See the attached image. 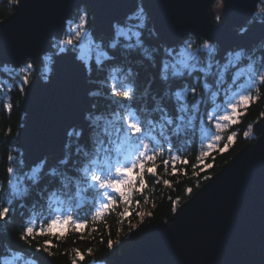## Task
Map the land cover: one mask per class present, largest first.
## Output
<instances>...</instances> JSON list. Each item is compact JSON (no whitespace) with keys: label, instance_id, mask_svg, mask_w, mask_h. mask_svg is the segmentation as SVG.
I'll return each mask as SVG.
<instances>
[{"label":"water","instance_id":"obj_1","mask_svg":"<svg viewBox=\"0 0 264 264\" xmlns=\"http://www.w3.org/2000/svg\"><path fill=\"white\" fill-rule=\"evenodd\" d=\"M222 1L218 23L209 12L214 0H143V5L154 32L167 46L177 45L185 33H199L218 44L223 55L237 45L247 48L264 39V25H249L242 34L235 28L245 25L259 0ZM137 4L138 0H18L0 20V63L18 66L29 60L33 65L20 101L24 120L17 134L25 164L59 151L66 131L82 122L87 109L86 73L73 62L71 52L54 57L51 79L41 80L38 71L51 38L62 35L80 6L90 7L104 35ZM253 129L255 139L178 205L168 222L149 229L108 264H264V113Z\"/></svg>","mask_w":264,"mask_h":264},{"label":"trees","instance_id":"obj_2","mask_svg":"<svg viewBox=\"0 0 264 264\" xmlns=\"http://www.w3.org/2000/svg\"><path fill=\"white\" fill-rule=\"evenodd\" d=\"M17 1L0 0V20L13 11ZM257 4L260 6L262 0H259ZM138 6L144 9L146 26L144 39L146 44L151 45V47H146L143 59H140V50L125 51L120 48L115 55L118 61L123 60L125 57L131 60L133 67L139 72L138 84L141 89L150 85V94L146 100L148 107L151 108L155 102H160L166 105L170 111H173L174 115L172 100L161 94L166 90L170 91L175 88L178 81L170 79L165 82L161 79L162 65L160 61L163 53L156 52L153 56L152 51L155 47L167 45L154 32L151 14L144 8L143 0H138ZM84 8L89 11L88 30L93 35L102 36L103 34L97 30L94 24L93 11L90 7L80 6L77 9ZM77 9L73 11L72 16L67 20L63 34L58 38L51 39L52 45L72 32ZM210 16L215 22L216 19L212 9H210ZM246 26H249L247 22ZM193 41V48L196 49L199 59L204 64H208L210 57L207 51L201 48L203 39L193 37ZM213 44L214 47H218L215 43ZM228 51L244 54L246 62L240 64L241 68L253 65V70L258 75H264V68L261 67V65H264V39L250 47H235ZM51 54L50 50L43 56V63L40 67V77L43 81L51 79L52 61L50 62L47 59ZM149 56H153L155 66L149 60ZM223 56H220V58L223 59ZM29 63L31 62L27 61L19 67L0 64V186H5L9 179L15 181L19 174H26L31 169L30 166L24 164L22 151L17 143V134L23 123L24 113L20 110L22 93L16 87V84L19 76L23 75V73H19V69ZM5 69H15L19 75L13 78ZM246 76L247 73L240 80V84L245 88L247 87ZM30 77L31 73L29 79ZM213 78L214 74L208 77L201 75V79L211 80ZM86 80L89 81L87 75ZM189 83H191L190 80ZM91 90L95 91L94 88ZM250 94L259 96V101L253 102L250 107L243 109L244 114L240 115L238 120L220 121L222 127L219 129L215 127V124L218 118L224 115L226 104L217 100L216 104H220V108H217L216 104L211 105V107L203 105L201 116L205 111H209L215 114L217 120L212 122L205 120L194 131L189 130L187 134L176 137L173 140L174 147L170 152L167 150V145L162 144V150L156 153L155 162L146 165V167L156 168V175L144 173L146 187L140 190L137 182V190L132 192L128 202L121 200L118 193L110 192L109 195L116 203L105 210L104 215L100 218L95 216V212L103 207L107 199L103 196V188H100L88 177L93 174L103 177L107 167L114 161L121 159L124 154L120 151L122 137H115L108 147V151L90 153V162L85 164L84 169L79 170V174L72 173L69 175L67 172H62L63 169L71 172L73 168L77 167V163H74L77 162L75 156L67 165L59 163L65 155L66 149L57 156H46L44 160L47 161V165L40 183L32 188V194L24 204L13 207L8 223H0V244L3 251L5 245H11L12 250L19 253L20 257L14 264H71V261L75 258L74 250H79L84 256V259L78 261V264H108L116 260L129 250L149 229L161 222H168L179 204L184 202L203 182L217 172L246 142L255 139L257 134L254 133L253 125L264 113V83L256 84ZM94 100L95 98L88 96L87 108ZM143 102H145L143 98L135 101V103ZM99 103L103 106L107 101L100 100ZM8 105L12 106L10 111L7 108ZM249 125H252V127L249 128ZM201 128H203V132ZM213 133L215 136H219L220 140L216 141L214 147L209 149L208 144L212 143L213 140L208 141L207 144L206 137ZM202 153H207V155L202 156ZM7 156H13L14 160L9 162L6 159ZM172 157L178 158L173 160ZM92 160H94V163L91 162ZM165 161H167V164H165ZM8 167L15 168L16 172L9 175L6 172ZM53 168L56 169L57 173L62 174L65 187L58 193L56 198L59 203L54 200V208L50 211L43 206L48 190L58 188L59 185L57 175L51 174ZM165 180L168 181L167 184L164 183ZM6 198L7 192L0 191V206H6L3 204ZM33 203L36 205L35 208L31 207ZM173 203L176 204L175 209ZM125 209L128 210L126 214ZM58 215H61V218L71 216L75 223L86 224V228L84 230L76 229L75 223H73L71 226L65 225L62 230L54 229L55 232L60 233L58 237H50L47 234L36 235L30 241L31 247L25 244L24 241L19 240L22 225L26 226L31 221L37 227L46 228L50 219H55ZM45 241H51L54 245L51 249L53 253L51 256L44 251H35L37 245L43 248ZM109 241L112 242L111 248L109 247Z\"/></svg>","mask_w":264,"mask_h":264},{"label":"snow or ice","instance_id":"obj_3","mask_svg":"<svg viewBox=\"0 0 264 264\" xmlns=\"http://www.w3.org/2000/svg\"><path fill=\"white\" fill-rule=\"evenodd\" d=\"M255 4V0H253ZM219 17H217V20ZM249 25H264V9L260 13L253 11L249 20ZM89 11L87 8L77 9L72 32L65 38L59 39L49 48L52 52L47 59L51 62L53 57L72 54L73 62L80 67L89 78L88 96L95 98L82 114V123L72 125L66 131L67 137L65 143V155L59 163L67 165L73 156L77 157V167L71 172L63 169L62 172L79 174L80 169H84L85 164L90 162V153L108 151L115 137H122L120 151L124 153V165L115 168V179L102 180L100 175H91L88 177L91 181L105 190L112 189L119 194V198L128 202L132 192L146 187L145 175L147 172L156 175L155 167H146L148 163H154L156 153L162 150V144L167 145L170 152L173 147V140L176 137L187 134L189 130L194 131L196 127L207 122L217 120L213 112L205 111L201 116V107L216 104L217 100L226 104L224 115L220 116L215 124L217 129L222 127L220 121H236L239 116L244 114L243 109H247L253 102H258L260 97L253 96L250 93L256 84L264 83V75H258L253 65L247 68H241L240 64L246 62L242 52L227 51L223 59L220 58V50L214 47L211 38L203 40L201 47L205 49L210 57L208 64H204L196 53L191 51L193 47V37L187 33L183 34L176 46L168 45L164 47L153 48V56L156 52H162L161 57V79L165 82L171 80L178 81L175 88L166 90L162 96H168L173 102V111H170L166 105L155 102L151 108L148 107L146 100L150 94V85L141 89L138 84L139 72L133 67L131 60L125 57L123 60H117L116 51L120 48L127 50H140V59L144 58V50L147 45L144 39L146 30L144 22V9L137 7L122 19H118L110 30L102 36L93 35L89 30ZM248 27L243 28L246 33ZM196 39H200V34H195ZM186 50V56L178 57L177 48ZM153 56L149 60L155 66ZM196 56L195 62L192 57ZM264 68V65H261ZM10 76L15 78L19 73V80L16 87L21 93L29 86V74L33 71V65L27 64L19 69H5ZM247 79V87L240 84L241 77ZM214 78L201 79L213 76ZM189 80L191 83H189ZM94 88L95 91L91 89ZM121 89H123L121 91ZM199 89V91H198ZM144 99L143 103L135 101ZM155 99V97H153ZM107 101L103 106L99 101ZM220 104H216L220 108ZM11 105L7 108L10 111ZM252 125H249L251 128ZM203 132V128H201ZM87 133V135H86ZM220 137L215 136L213 142L208 144V148L214 147V143L219 141ZM226 147V146H225ZM202 156L207 153H202ZM178 157H172L173 160ZM9 162L14 160L13 156H7ZM94 163V160L91 161ZM167 164V161H165ZM47 161L42 160L38 166H33L27 173H21L15 181L9 179L5 186H0V191L7 192V198L3 201L6 206H0V223L7 224L13 207L18 204H24L32 194V188L40 183L45 174ZM85 171H87L85 169ZM6 172L12 175L16 172L13 167L6 168ZM135 173V174H133ZM51 174L57 175L58 188L48 190V195L44 198L45 204L50 211L53 210V201L56 200L58 193L65 187L61 173L56 169L51 170ZM109 171V175H111ZM168 183L167 180L164 181ZM191 191V190H189ZM107 202L103 207L95 212V216L100 218L116 203L112 196L105 193ZM31 207L35 208L33 203ZM176 204L173 203L175 209ZM182 210V209H181ZM125 209V214L127 213ZM75 223L71 216L57 217L50 219L47 227H37L33 222L22 225V231L19 234V240L24 241L31 247V239L36 235L47 234L50 237H58L60 233L54 229H63L65 225L71 226ZM75 228L84 230L86 224L75 223ZM51 241H45L44 247L37 245L36 252H47L52 255ZM109 247L112 242L109 241ZM75 258L71 264H78L84 256L79 250H74ZM15 259H19V253L12 250L11 245H5L3 253H0V264H14Z\"/></svg>","mask_w":264,"mask_h":264},{"label":"rangeland","instance_id":"obj_4","mask_svg":"<svg viewBox=\"0 0 264 264\" xmlns=\"http://www.w3.org/2000/svg\"><path fill=\"white\" fill-rule=\"evenodd\" d=\"M259 6V4H257V6H256V8ZM210 9H212L213 10V12H214V16H215V19L217 20V17H219V19H220V16H221V13H222V0H215L214 1V3L211 5V8ZM258 9V8H257ZM259 9H260V12H261V10L262 9H264V0H262V4L259 6ZM210 12V11H209ZM218 19V20H219ZM216 44V43H215ZM254 44V43H253ZM252 44V45H253ZM251 46V45H250ZM249 46V47H250ZM219 47V46H218ZM202 48V47H201ZM245 48V47H244ZM203 49V48H202ZM191 51L193 52V53H196L197 54V52H196V49L195 48H193L192 47V49H191ZM177 53H178V59L179 58H181V57H183V56H186V50L185 49H183V48H177ZM197 56H198V54H197ZM196 56H193L192 57V61L193 62H195V60H196ZM199 58V57H198ZM46 69H47V67H46ZM225 114V113H224ZM214 124H215V122H214ZM254 130V129H253ZM209 133H211V132H209ZM208 133V134H209ZM207 134V135H208ZM215 137V135H214V133L213 134H210V135H208V137H206V139H207V141H206V143L208 144V141L210 142L211 140H213V138ZM215 144V143H214ZM118 149H119V146H118ZM40 163V161H37L36 163H34V164H31L30 165V167L32 168L33 166H37L38 164ZM124 163H125V161H124V154H123V156L121 157V159L120 160H116V161H114V163H112L110 166H108L107 167V169H106V172L103 174V177H102V180H108V179H115L116 178V176H115V168L116 167H122L123 165H124ZM96 171V170H95ZM109 171H111V175H109ZM100 172V171H99ZM133 174H135V173H133ZM110 192H114V190H112V189H107V190H105V189H103V196L105 197V199H107V196L105 195V193H107V194H109ZM183 203V202H182ZM181 203V204H182ZM180 205V204H179ZM58 217H62L61 215H58ZM58 230H62V229H58ZM1 245V244H0ZM3 250V249H2ZM20 257V256H19ZM16 260L17 259H15V261H14V263L16 262Z\"/></svg>","mask_w":264,"mask_h":264},{"label":"bare ground","instance_id":"obj_5","mask_svg":"<svg viewBox=\"0 0 264 264\" xmlns=\"http://www.w3.org/2000/svg\"><path fill=\"white\" fill-rule=\"evenodd\" d=\"M213 3H211L210 4V6H209V11H210V8H211V5H212ZM137 7H138V5H137ZM137 7H136V9H137ZM222 9H223V4H222ZM253 11H255V13H260V9L258 8H254V10ZM253 13V12H252ZM252 13H251V15H252ZM221 20V18L217 21V22H215V23H218L219 21ZM237 30H236V33L237 34H242L243 33V28H244V25L243 26H241V27H235ZM234 27H233V29H235ZM189 35H192V34H189ZM192 37H194V38H196L194 35H192ZM200 39H203V40H206L205 38H200ZM255 43H257V42H255ZM254 43V44H255ZM217 46H219L218 44H216ZM235 47H242V46H239V45H237V46H235ZM234 47V48H235ZM233 49V48H232ZM229 50H231V49H229ZM2 64V63H1ZM3 65H8V64H3ZM38 74L40 75V69H39V71H38ZM31 75H32V72H31ZM254 133H255V131H254ZM18 143V142H17ZM66 143V142H65ZM19 145V144H18ZM65 150V144H64V146H62V148H60V150L59 151H57V152H55V153H52V154H49V155H52V156H57L61 151H64ZM23 153V152H22ZM48 155V156H49ZM45 158V157H44ZM44 158H42L41 160H39L40 162L42 161V160H44ZM27 165V164H26ZM39 165V164H38ZM37 165V166H38ZM27 166H30V165H27Z\"/></svg>","mask_w":264,"mask_h":264},{"label":"flooded vegetation","instance_id":"obj_6","mask_svg":"<svg viewBox=\"0 0 264 264\" xmlns=\"http://www.w3.org/2000/svg\"><path fill=\"white\" fill-rule=\"evenodd\" d=\"M220 56H222V55H220Z\"/></svg>","mask_w":264,"mask_h":264}]
</instances>
